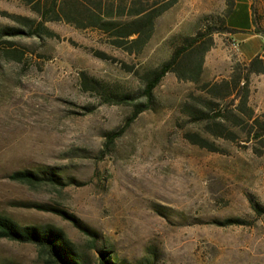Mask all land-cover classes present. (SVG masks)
I'll list each match as a JSON object with an SVG mask.
<instances>
[{"label": "rangeland", "instance_id": "obj_1", "mask_svg": "<svg viewBox=\"0 0 264 264\" xmlns=\"http://www.w3.org/2000/svg\"><path fill=\"white\" fill-rule=\"evenodd\" d=\"M232 1L177 0L138 50L65 19L46 22L52 36L0 41V213L21 225L62 228L89 264H99L94 234L98 247L128 264H264V214L252 203L264 205V135L254 138L250 124L251 111L264 115V72L236 87L250 60L231 45L232 32L210 33L224 25ZM251 1L264 29V0ZM103 2L124 4L120 18H132L131 0ZM19 16L37 13L24 0H0V27L23 26ZM234 16L244 20L239 10ZM200 34L210 47L199 79L168 72L150 107L132 118L131 102L147 101L148 73ZM254 43L244 44L246 54ZM114 132L122 134L108 143ZM41 165L61 167L70 183L30 186L9 177ZM230 217L245 222L215 223ZM0 264L44 263L34 244L1 238Z\"/></svg>", "mask_w": 264, "mask_h": 264}, {"label": "trees", "instance_id": "obj_2", "mask_svg": "<svg viewBox=\"0 0 264 264\" xmlns=\"http://www.w3.org/2000/svg\"><path fill=\"white\" fill-rule=\"evenodd\" d=\"M28 4H32L37 16L32 18L29 16H19L23 26H4L0 27V41L5 37L28 36V37H43L45 34L52 36L54 32L47 26L46 22L55 19H65L68 22L76 23L79 27H96L111 33L114 38V43L122 45L124 43L130 46H136L140 49L146 45L152 36L155 27L156 18L165 10L170 8L177 0H164L163 3L157 4L152 9H138L136 0H131L128 16L132 17L128 20H123L125 11L122 3H107L103 0L93 2V5H81V0H24ZM236 2L232 1L229 5V13L232 12ZM227 15V16H228ZM227 18V17H226ZM84 20H87L84 22ZM256 33L264 36V29L260 27L256 18H254ZM212 32H236L227 25L219 28H212ZM200 35L190 38V46L179 47L172 57L164 62L160 68L148 73L146 78L145 95L147 96L146 103L140 101L131 102L130 95L122 96L125 102H131L134 105L132 118L137 117L141 112L150 107L154 91L161 83L168 72H176L180 78L197 81L203 71V62L206 51L210 45H201ZM191 53L194 56L191 59ZM197 60V61H195ZM244 79H235V86L242 84V88H246L249 84L250 75L253 72H264V57L256 55L249 63L245 64ZM85 82L93 84L94 88H98L97 83L84 76ZM227 82V81H226ZM246 97L241 101V106L246 103ZM251 111V127L254 132V138L260 139L264 135V115H254ZM221 114H216L214 119ZM131 119L128 124L132 121ZM221 120V119H220ZM122 132H114L108 135V143L113 142L115 138L120 136ZM12 180L29 184L30 186H40L44 184L52 185H68L70 182L65 180L62 174V168L52 165H41L37 168H27L16 170L9 174ZM253 208L258 214H264V205L253 201ZM30 206H36L42 210L54 211L58 214L75 218L64 211L63 209L45 204L32 203ZM245 221L238 217L226 218L222 221L216 220L215 223L223 226L234 224H243ZM90 232V231H89ZM92 240V248H95L98 253L99 264H128L125 260L119 259L113 254V251L105 247H98V239L95 237ZM7 238L21 243H31L37 247L38 257L44 264H89L87 253L82 251L75 242H73L65 233V231L53 224L44 225H21L12 217L0 213V239ZM141 264H154L151 261Z\"/></svg>", "mask_w": 264, "mask_h": 264}, {"label": "crops", "instance_id": "obj_3", "mask_svg": "<svg viewBox=\"0 0 264 264\" xmlns=\"http://www.w3.org/2000/svg\"><path fill=\"white\" fill-rule=\"evenodd\" d=\"M239 6H242L241 9H239ZM238 10L244 18L242 22L234 16ZM254 18L255 14L252 8L251 0H237L232 12L226 18L227 25L236 31L232 32L234 37L241 41V56L248 60H251L256 55L264 52V36L254 31ZM248 41L255 42L253 50L250 54H246L244 49V44Z\"/></svg>", "mask_w": 264, "mask_h": 264}, {"label": "built area", "instance_id": "obj_4", "mask_svg": "<svg viewBox=\"0 0 264 264\" xmlns=\"http://www.w3.org/2000/svg\"><path fill=\"white\" fill-rule=\"evenodd\" d=\"M232 46L236 48L237 51L241 50V41L234 39L231 43Z\"/></svg>", "mask_w": 264, "mask_h": 264}, {"label": "bare ground", "instance_id": "obj_5", "mask_svg": "<svg viewBox=\"0 0 264 264\" xmlns=\"http://www.w3.org/2000/svg\"><path fill=\"white\" fill-rule=\"evenodd\" d=\"M234 47V46H233ZM235 48V47H234ZM236 49V48H235Z\"/></svg>", "mask_w": 264, "mask_h": 264}]
</instances>
